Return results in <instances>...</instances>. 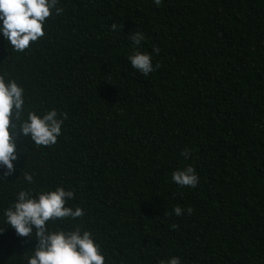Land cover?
Returning a JSON list of instances; mask_svg holds the SVG:
<instances>
[{"label": "trees", "instance_id": "obj_1", "mask_svg": "<svg viewBox=\"0 0 264 264\" xmlns=\"http://www.w3.org/2000/svg\"><path fill=\"white\" fill-rule=\"evenodd\" d=\"M25 53L0 40L4 71L32 106L67 113L55 145L17 170L74 190L111 264H264V0H61ZM121 26L112 31L111 25ZM159 67L133 69L128 36ZM191 151L190 159L181 152ZM191 165L195 188L172 183ZM10 184L0 204L11 198ZM192 208L176 216L173 208ZM79 222V221H78ZM11 228L0 264L27 250Z\"/></svg>", "mask_w": 264, "mask_h": 264}, {"label": "clouds", "instance_id": "obj_2", "mask_svg": "<svg viewBox=\"0 0 264 264\" xmlns=\"http://www.w3.org/2000/svg\"><path fill=\"white\" fill-rule=\"evenodd\" d=\"M159 6L161 0H152ZM64 8L61 0H0V40L7 42L14 53H25L40 38L44 37L51 16H61ZM112 31L121 26L113 23ZM131 52L127 56L130 66L140 74L153 73L158 64H153L154 54L142 50L145 36L136 31L128 36ZM0 61V192L17 180L11 188V198L6 205L0 204V235L11 228L27 250L20 257V264H111L95 233L79 220L85 215L84 208L75 201L74 190L62 184L38 185L36 173L24 170L9 182L17 170V164L26 146L37 148L55 145L62 135L67 113L55 107L32 106L26 89L18 79L4 71ZM181 155L190 159L191 151L184 149ZM171 181L179 188H195L199 177L193 166L176 169ZM173 213L180 216L191 214L192 208L176 206ZM79 221V222H78ZM159 264H181V259L169 255Z\"/></svg>", "mask_w": 264, "mask_h": 264}]
</instances>
